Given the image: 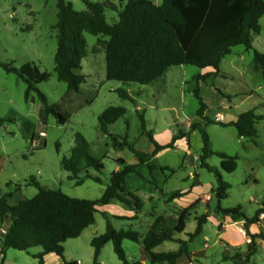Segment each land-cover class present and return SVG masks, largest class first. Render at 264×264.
Returning <instances> with one entry per match:
<instances>
[{
    "label": "rangeland",
    "instance_id": "rangeland-1",
    "mask_svg": "<svg viewBox=\"0 0 264 264\" xmlns=\"http://www.w3.org/2000/svg\"><path fill=\"white\" fill-rule=\"evenodd\" d=\"M66 1L79 12L88 10L86 1L106 4L110 24L119 20L116 10H123L125 6L121 0ZM152 1L160 4L164 0ZM57 15V0H0L1 62L13 64L18 69L28 63L35 64L42 72L49 73V80L38 88L50 105L70 115L66 124H60L54 115L43 123L38 94L31 93L27 101V85L0 66V117L15 119L13 123L0 124V198L14 193L9 203L15 205L34 197L38 189L30 182L35 178L43 187L61 190L73 198L101 199L110 185L112 173L122 167L119 160H124L126 165L138 163L130 148L114 146L113 136L119 142L128 141L139 152L152 154L155 150V144L142 129V115L147 132L154 133L158 145L166 146L175 137L186 138L142 164L138 174L128 177L127 192L137 196L140 208L119 200L99 206L96 223L79 238L64 243V258L49 254L45 264L74 261L78 264H123L112 243L103 248L95 263L91 241L106 231L107 219L116 229L138 231L144 238L158 216H164L169 225H173L179 214L194 203L185 231L176 233L175 239L188 241L197 230L198 219L205 215L207 223L203 232L189 244L190 257L184 256L178 264H264V214L259 224L247 225V219L264 209V119L256 124V139L240 138L234 126H225L250 110L264 117V70L256 72L253 68L255 51L264 53V17L260 20L261 33L252 35L253 49L234 47L232 54L222 61L218 74L207 83H198L194 76L215 70L191 65L172 67L164 77L145 86L107 81L104 46L98 42V37L85 34L88 56L80 72L86 76V83L81 86L80 93H73L68 92L66 83L59 81L55 71ZM122 87L133 101L120 97L117 90ZM197 90L208 106L205 116L214 124L198 116ZM112 106L124 107L127 113L109 127V134H104L99 117ZM197 123L206 129L215 153L238 157V168L233 173L223 169L222 159L217 155L208 160L231 186L226 199H218L216 175L201 165V132L194 131L190 144L188 142L187 135ZM77 133L87 139L91 154L104 161L103 171H89L101 179L100 183L85 180L77 185V180H71L72 174L63 168L62 160L70 157ZM86 173L80 174L79 179H84ZM180 190L187 195L170 201V196ZM234 208H241L244 217L234 219L222 211ZM135 217L138 219H121ZM7 227L8 224L0 227V252ZM252 235L257 236V253L247 263ZM123 247L131 262L151 264L141 244L126 240ZM179 248L178 242H166L156 252H177ZM42 252L41 247L29 252L8 249L5 264H39L35 255Z\"/></svg>",
    "mask_w": 264,
    "mask_h": 264
},
{
    "label": "trees",
    "instance_id": "trees-1",
    "mask_svg": "<svg viewBox=\"0 0 264 264\" xmlns=\"http://www.w3.org/2000/svg\"><path fill=\"white\" fill-rule=\"evenodd\" d=\"M126 3L123 10H116L119 20L110 24L106 17L107 6L104 3L86 1L87 11H76L73 5L66 0H57L58 22L55 26L58 38V50L55 57V71L58 79L68 85V92L80 93L81 86L86 83V76L81 74L83 60L88 56V42L85 34L99 38L98 42L104 46L106 54L107 81L120 82L123 85L139 84L149 85L161 79L172 67L191 65L199 69H213L209 74H196L194 80L198 83H207L218 74L222 61L232 54L233 48L244 46L253 49L252 35L262 31L260 23L264 17V0H164L161 5L152 0H121ZM116 9V8H115ZM254 70H264V53L255 51ZM0 66L9 74H15L26 85V99L29 101L31 93H37L42 103L40 118L47 123L51 115L58 118L60 124H66L70 115L61 111L55 105H50L47 97L40 92L38 85L46 82L50 74L42 72L35 64H26L18 69L13 64L3 63ZM121 98L132 100L124 87L117 90ZM200 102L198 116L211 122L205 116L207 104L195 92ZM133 101V100H132ZM127 113L124 107H109L99 117L101 131L109 134V127L115 124ZM142 129L155 144L152 154L139 152L128 141L119 142L113 136L114 146L117 149L130 148L137 160V164L126 165L119 160L121 168L112 173L110 185L99 200L73 198L61 190L43 187L35 178L30 182L38 189L37 195L26 198L15 205L9 203L14 193L0 198V227L7 225L3 236V250L0 252L1 264L6 262V250L14 249L29 252L36 247L43 248V252L35 255L39 264H45V257L56 254L62 258L65 255L64 243L69 239L79 238L83 232L96 223L99 206H108L119 200L130 206L141 207L140 200L134 194H128L126 181L132 174H138L142 164L149 163L160 152L171 149L174 144L185 139L186 136L175 137L172 143L161 146L154 141V133L147 132L144 115L140 116ZM263 116L256 114L255 110L242 113L236 122L225 124L234 126L240 138L256 139L258 131L257 122ZM15 122L12 118H1L0 124ZM192 132L199 130L202 135L203 147L201 149V165L209 172L214 173L218 180L215 193L219 200L228 197L231 186L216 168L208 164V160L217 155L222 159V167L228 173L238 168V157L225 153H215L210 137L199 123L192 126ZM65 171L72 174L71 180H77L81 185L85 180L101 179L89 173L90 170L101 172L105 169L103 159L95 157L90 152V144L81 134L75 135V146L69 158L62 160ZM152 169L154 166H150ZM87 172L84 179L79 176ZM21 187V186H18ZM187 195L186 191H177L170 196V201ZM129 196V197H128ZM192 204L183 210L173 225L164 216H158L148 232L142 238L138 231L118 230L107 219L106 231L91 241L94 249L95 263L103 248L112 243L114 252L123 264H138L129 260L123 247L128 240L141 244L144 255L151 264H178L184 256L189 258L191 252L189 244L203 232L208 216L198 219V227L188 241L175 239L176 233H183L191 218ZM226 216L234 219L244 217L241 208L222 210ZM264 209L257 211L256 215L247 219V225L260 223ZM132 219L135 218H121ZM252 242L245 262L249 263L257 253L255 239ZM166 242H178L180 248L177 252H156V249ZM70 264H77L71 262Z\"/></svg>",
    "mask_w": 264,
    "mask_h": 264
},
{
    "label": "crops",
    "instance_id": "crops-1",
    "mask_svg": "<svg viewBox=\"0 0 264 264\" xmlns=\"http://www.w3.org/2000/svg\"><path fill=\"white\" fill-rule=\"evenodd\" d=\"M155 4H157V5H161L162 3H157L156 1H153ZM126 4V3H125ZM164 77V76H163ZM75 262V261H74ZM77 263V262H76ZM78 264V263H77Z\"/></svg>",
    "mask_w": 264,
    "mask_h": 264
}]
</instances>
